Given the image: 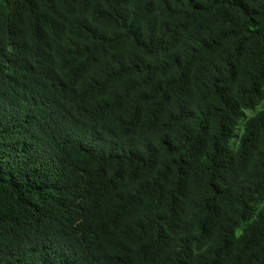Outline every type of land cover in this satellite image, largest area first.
Returning <instances> with one entry per match:
<instances>
[{"label": "trees", "instance_id": "16d2710c", "mask_svg": "<svg viewBox=\"0 0 264 264\" xmlns=\"http://www.w3.org/2000/svg\"><path fill=\"white\" fill-rule=\"evenodd\" d=\"M263 103L264 0H0V264H264Z\"/></svg>", "mask_w": 264, "mask_h": 264}, {"label": "rangeland", "instance_id": "374dc122", "mask_svg": "<svg viewBox=\"0 0 264 264\" xmlns=\"http://www.w3.org/2000/svg\"><path fill=\"white\" fill-rule=\"evenodd\" d=\"M262 107H264V103H263V106H262ZM260 109H262V108H261V106L259 107V109H258V110H260Z\"/></svg>", "mask_w": 264, "mask_h": 264}]
</instances>
